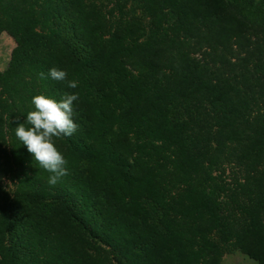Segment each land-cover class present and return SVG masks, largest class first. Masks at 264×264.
<instances>
[{
	"label": "trees",
	"instance_id": "trees-1",
	"mask_svg": "<svg viewBox=\"0 0 264 264\" xmlns=\"http://www.w3.org/2000/svg\"><path fill=\"white\" fill-rule=\"evenodd\" d=\"M1 29L0 264H264V0H0ZM66 93L51 186L15 129Z\"/></svg>",
	"mask_w": 264,
	"mask_h": 264
},
{
	"label": "clouds",
	"instance_id": "clouds-1",
	"mask_svg": "<svg viewBox=\"0 0 264 264\" xmlns=\"http://www.w3.org/2000/svg\"><path fill=\"white\" fill-rule=\"evenodd\" d=\"M41 79L51 78L56 81L66 82L70 89L78 87L77 80H69L65 70L51 68L47 75L39 73ZM78 99V94H65L59 100L44 94L32 97L33 111L26 115V124L20 123L15 129V135L20 144L26 146L33 160L40 168L50 173L48 183L55 186L62 178L69 174L68 160L54 146L55 138L70 137L79 125L74 122L73 102Z\"/></svg>",
	"mask_w": 264,
	"mask_h": 264
},
{
	"label": "rangeland",
	"instance_id": "rangeland-1",
	"mask_svg": "<svg viewBox=\"0 0 264 264\" xmlns=\"http://www.w3.org/2000/svg\"><path fill=\"white\" fill-rule=\"evenodd\" d=\"M130 2H128L129 4ZM14 45V41L12 37L3 29L0 30V69L5 68L7 64V60L9 58V53L11 48ZM225 165V177L228 179V175L226 174L228 171ZM7 188L12 189L13 184L6 177L3 178ZM253 260L248 258L245 254L237 251H225L222 254L221 260L219 264H252Z\"/></svg>",
	"mask_w": 264,
	"mask_h": 264
}]
</instances>
